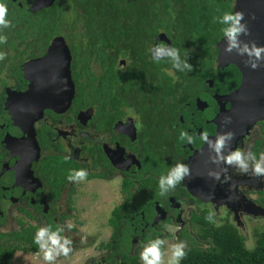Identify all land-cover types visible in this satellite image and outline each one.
Listing matches in <instances>:
<instances>
[{"label": "flooded vegetation", "instance_id": "1", "mask_svg": "<svg viewBox=\"0 0 264 264\" xmlns=\"http://www.w3.org/2000/svg\"><path fill=\"white\" fill-rule=\"evenodd\" d=\"M232 10L243 14L240 24L247 34L237 36L238 47L231 52L225 50L230 39L223 34V61H215L211 75L203 78L204 72L200 86H191L187 93V79L172 68L168 74L177 88L163 94L159 65H133L135 73L124 59L118 65L70 62L72 96L65 106V98L56 100L48 89L39 100L24 99L26 92L35 99L41 85L34 84L39 71L23 65L30 59L14 69L0 65V227H7L13 237L33 238L39 228L48 227L61 243L70 240L65 246L71 249L80 237L78 230L86 231L107 209L105 251L99 258L85 259L86 264H102L112 256L118 262L117 252L125 250L137 256L145 241H153L154 232L160 238L162 225H178L176 237L181 230L189 232V224L197 225L191 215L209 216L208 209L214 225L226 216L237 226L236 207L238 226L254 219L243 213L241 204L248 200L263 207L264 176L252 173L257 163L264 168V53L256 61L260 67L253 70L245 62L256 58L240 55V49L244 44L264 46V0H232ZM156 35L148 52L159 59L152 52ZM234 90V99H229ZM227 123L233 128L227 129ZM219 126L233 134L222 155L241 149L247 164L243 174L238 164L214 159L216 153L203 159L201 134L217 138L222 134ZM182 132L187 136L181 138ZM178 163L188 166V174L175 188L165 184L167 191L161 195L160 177L166 178ZM80 169L87 171V178L69 181L71 170ZM127 215L131 222L125 238L121 232Z\"/></svg>", "mask_w": 264, "mask_h": 264}, {"label": "trees", "instance_id": "2", "mask_svg": "<svg viewBox=\"0 0 264 264\" xmlns=\"http://www.w3.org/2000/svg\"><path fill=\"white\" fill-rule=\"evenodd\" d=\"M0 3L7 6L6 19L10 22L7 26L0 25V65L14 69L25 60L44 54L50 41L62 36L70 50L71 65H90L92 61L118 65L119 59L132 68L155 65L157 69L159 65L163 94L176 87L168 68L174 69L179 78L187 79L184 93L191 86H200L204 72L203 78L211 75L216 42L231 23L223 22V15L233 12L232 0H54L50 6L32 11L27 9L31 0H0ZM157 33L169 39L170 48L177 49V58L152 57L148 50ZM173 64L179 67L174 68ZM145 75L156 80L152 74ZM176 105V109L180 107L178 102ZM261 202L264 207V196ZM117 215L120 222L121 215L116 211L114 217ZM207 217L203 212L191 215L198 226L195 239L184 230L178 233L177 239L186 244V256L180 264H264V242L248 250L237 226L214 225ZM123 222L121 235L126 238L131 222L128 215ZM156 234L153 240L157 239ZM14 236L0 234V240L19 239L28 243V250L36 251L38 245L32 235ZM16 249L14 244L0 245V264H9ZM117 253L118 262L112 256L102 264H140L138 257L127 250Z\"/></svg>", "mask_w": 264, "mask_h": 264}, {"label": "clouds", "instance_id": "3", "mask_svg": "<svg viewBox=\"0 0 264 264\" xmlns=\"http://www.w3.org/2000/svg\"><path fill=\"white\" fill-rule=\"evenodd\" d=\"M7 6L3 3H0V25L7 26L10 22L6 19L7 16ZM243 19V14L237 12L235 14L225 13L223 15V22H231V27L227 29H223L224 35H227L230 39V45L225 49L227 52H231L233 47H238L237 44V36L243 32L245 35L247 34V29L244 25L240 24V20ZM167 55L177 58V49H168L163 44H158L155 46V55L156 57H161L163 55ZM243 53H247L249 58L255 57V60L249 59L246 61V65L250 66L253 70L260 67V65L256 62L262 59L261 53H264V46H256L255 43H252L251 47L248 44H244L243 48L240 49V55ZM2 59V57H0ZM173 67H179L178 64H173ZM188 70L191 71L192 67L186 65ZM187 136V133L182 132L181 138ZM232 133H226L218 135L215 141H211L208 139V134L202 133L201 139L208 143L210 148H214L217 154V157L214 159L223 160L226 164L232 165L234 163L239 165L240 172L243 174L247 171V164L244 161L243 151L237 148L234 151H231L229 155L223 156L222 149L225 144V139H232ZM188 140L191 142L192 137H188ZM251 155V154H250ZM261 160H264V152L260 154ZM185 174H188V166L184 164H176L174 168H172L165 178L161 176L159 179V187L161 190V195H163L167 190L164 188V185L167 184L171 188H175L177 183H179ZM213 175V174H212ZM215 179L219 180V174H214ZM253 176L262 177L264 176V168L260 166L259 163L255 165V170L252 173ZM88 173L84 169L80 170H71L68 179L69 181H83L87 178ZM229 179L226 177V180ZM263 218V217H259ZM208 220L212 219V215L210 214L207 217ZM239 228L238 224H236ZM71 227V225H69ZM46 238V239H45ZM35 243L39 246V248L43 251V258L45 261L52 262L55 258L61 254L67 256L71 249L66 247L71 243L70 240L65 239L63 243H61V238L57 235V233H50L48 227H41L36 232ZM50 242V243H49ZM164 241L162 239H155L149 245L143 248L140 253V259L143 264H162V256L160 245ZM186 244L184 242L176 243L171 245V258L168 260L167 264H180V260H182L186 256L185 252Z\"/></svg>", "mask_w": 264, "mask_h": 264}, {"label": "rangeland", "instance_id": "4", "mask_svg": "<svg viewBox=\"0 0 264 264\" xmlns=\"http://www.w3.org/2000/svg\"><path fill=\"white\" fill-rule=\"evenodd\" d=\"M255 146L256 149L260 150V148L257 147V143ZM106 212L107 209H105L102 213V217L95 218V220L92 221V224L86 228V231L78 230L77 235L80 237L76 236V239L73 242V248H71L69 254L67 256L61 254L57 256L52 262L44 260L43 251L40 248L36 251H29L27 245L25 243H19V241L11 242L10 240H0V245L11 246L14 244L17 246V249L12 254L9 264H86L87 259L99 258L100 255L105 251L103 248V243L105 242L106 235L110 232L109 230H105L106 228L103 224L107 218ZM207 212L209 214H213L210 209H208ZM93 216H95V214H93ZM187 216V214H183V218L185 220L187 219ZM85 221H89V218L86 217ZM221 223H230V218L226 216L218 217L215 221V225H219ZM92 227L94 228L95 235L89 233V231L92 232ZM197 227L198 226L194 223H191L187 226V228H189L190 235L194 239L196 237L195 233L197 232ZM160 230L162 234L159 239L164 241L160 245L161 252L163 253L162 264H167L168 260L171 258V245L180 243L182 241L178 240L176 237V234L179 230L178 225L173 223L167 225L165 224L160 226ZM237 230L244 236V247L248 250L253 249L257 243L264 242V218L254 217V219H246L244 224L237 228ZM8 232L9 231L7 227L6 229L0 227L1 235H4ZM150 243L151 242L148 240L145 241L137 251V257L140 264H143L140 259V253L142 252L143 248Z\"/></svg>", "mask_w": 264, "mask_h": 264}, {"label": "water", "instance_id": "5", "mask_svg": "<svg viewBox=\"0 0 264 264\" xmlns=\"http://www.w3.org/2000/svg\"><path fill=\"white\" fill-rule=\"evenodd\" d=\"M53 1L54 0H31V4L28 6L27 9L32 11V10L40 9L42 7H48L52 4ZM225 38L226 36L220 38L216 44V48H218V52L216 54V60H215L216 62L223 61L221 53L223 50V41ZM159 43L160 44L162 43L168 49H171L169 39H167V37L163 33H158L154 38V45L152 52L155 51V46H157ZM166 56L167 53H165V55L161 56L160 58H164ZM70 62H71L70 50L66 45L63 37L62 36L54 37L46 47L44 54H42L39 57L32 58L23 63V65L32 66L33 67L32 69L36 68L39 71L40 74L39 76H37V79L40 77V80L39 81L35 80L34 84L38 85L39 82L41 83V85L36 87V89L38 88L37 91L39 92V94L36 95L35 99H31V95H32L31 92L23 93L25 97L24 99L33 100V101L39 100L43 95L44 89L45 90L48 89L50 90L48 92H51L56 100L57 98L60 97L65 98V106H67L72 96V82L69 73ZM226 63L227 62L224 61V64ZM55 86L58 88V90H55L57 89L55 88ZM235 92L236 90L232 91L231 94H229V99H234ZM38 113L39 114L41 113V107L38 108ZM12 117H14L13 113H12ZM233 124H234V119H233ZM232 125H229L227 123L226 128L228 129ZM226 128H223L224 130L222 129L221 131L219 126L218 129L222 132V134H226L227 131ZM208 139L214 141V139L216 138L208 137ZM227 140L228 139L226 138L225 141ZM200 153L203 156V159L204 158L207 159V157L213 156V154H215L216 152L214 148H210L209 145H207V142L204 141ZM241 209L244 214L253 217L264 218V207L255 204L253 201L247 200L245 203L241 204ZM233 210H234L233 219L238 224L239 220H237V213H235L238 210V207L234 208Z\"/></svg>", "mask_w": 264, "mask_h": 264}]
</instances>
